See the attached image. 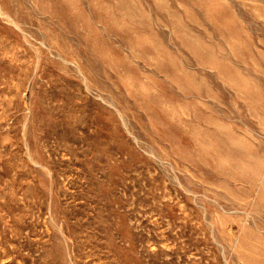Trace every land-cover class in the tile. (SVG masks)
Here are the masks:
<instances>
[{"label":"rangeland","instance_id":"rangeland-1","mask_svg":"<svg viewBox=\"0 0 264 264\" xmlns=\"http://www.w3.org/2000/svg\"><path fill=\"white\" fill-rule=\"evenodd\" d=\"M0 264H264V0H0Z\"/></svg>","mask_w":264,"mask_h":264}]
</instances>
